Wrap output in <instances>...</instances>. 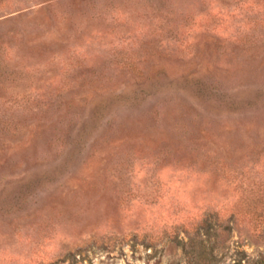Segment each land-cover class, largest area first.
Wrapping results in <instances>:
<instances>
[{"label": "rangeland", "instance_id": "374dc122", "mask_svg": "<svg viewBox=\"0 0 264 264\" xmlns=\"http://www.w3.org/2000/svg\"><path fill=\"white\" fill-rule=\"evenodd\" d=\"M0 264H264V0H0Z\"/></svg>", "mask_w": 264, "mask_h": 264}]
</instances>
